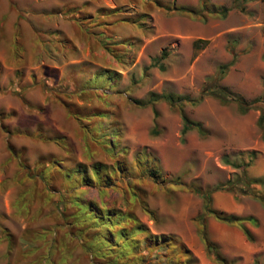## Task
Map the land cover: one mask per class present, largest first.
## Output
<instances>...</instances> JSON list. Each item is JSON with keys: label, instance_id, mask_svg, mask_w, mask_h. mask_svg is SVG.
<instances>
[{"label": "rangeland", "instance_id": "1", "mask_svg": "<svg viewBox=\"0 0 264 264\" xmlns=\"http://www.w3.org/2000/svg\"><path fill=\"white\" fill-rule=\"evenodd\" d=\"M263 57L264 0H0V264H223L202 230L228 264H264ZM149 93L181 97L200 130L182 133L163 99L132 101ZM194 186L245 219H216ZM148 235L190 254L146 248Z\"/></svg>", "mask_w": 264, "mask_h": 264}, {"label": "trees", "instance_id": "2", "mask_svg": "<svg viewBox=\"0 0 264 264\" xmlns=\"http://www.w3.org/2000/svg\"><path fill=\"white\" fill-rule=\"evenodd\" d=\"M205 5H206V3H205V1H203L200 6H201V8H204ZM168 7H169L168 9H171V10H173L175 12H189V13H193V14H196L198 12V11L192 9L191 7H188V6H185V5H181V4L172 3ZM225 11H226L225 7H219L217 10H215V12L219 13L220 15H224ZM212 12H214V11H212ZM198 40L199 39H196V40H194L192 42L193 46H195V44H196V42ZM161 57H162L161 55L157 56V57H152L151 58L152 63L153 64H157L160 61ZM263 59H264V57H263ZM210 94H213L214 96H216L220 100V102H225L227 100L234 101L236 103V106H237V108H238V110L240 112H245L249 108V106L251 104L250 101H247V100L243 99L240 96L234 95L233 93H228L222 87L221 88L220 87L214 88L213 90H211ZM158 99L165 100L171 106V108H174V109L177 108L180 111V116L182 118V128H181V132L182 133H184L185 131H187L191 127H195L198 130H200V126H201L200 123L189 119L181 111V106H182L184 100L181 97L174 95L173 93H165V94L149 93L148 96L145 99H132V101L134 103L138 104V105L145 106L147 104H151L152 105ZM197 100H199V99H197ZM76 115H77V113H76ZM257 125L261 129L262 136L264 137V111L263 110H260V112H259V115L257 117ZM109 145H111V144L109 143ZM153 161L154 162H152V165L145 166V168L143 170L154 181H156L158 179V170H157V167H156V159L153 158ZM137 166L139 167V163L137 164ZM97 169L98 168L96 166L92 165V172L94 174V178L93 179H98V177H99ZM112 170H116V171H118L120 173L129 172L128 169L125 166H122L119 162H115L114 168ZM75 171H77V170H75ZM84 175L85 174L81 175V177H80L81 180H84L83 179ZM109 178H110L109 174L108 175L105 174L102 177L101 182L104 184V186H110L109 185L110 183L108 181ZM90 179L92 180V177H89V180ZM260 180H261L260 178H257V179L252 180V182H258V181L260 182ZM170 182L172 184H177L178 183V181H170ZM228 186H231V185H228ZM247 186H248V184L246 185V187ZM193 189H194L195 192L199 193L201 198L203 199V208H204V210L206 212L212 214L216 219L223 220V221H226V222H238V223L241 220L245 219V218L237 217V216H234V215H231V214H224L221 211H218V210L212 208L210 206L211 191L212 190H203L202 191L198 187H195V186L193 187ZM114 215H117L119 218L122 216V214L119 211H117L116 214H114ZM114 215H112L111 213H105V215H102V216L95 215V217L96 218L98 217L99 220L101 222H103V223L106 221V223H107L106 226L107 227H112L114 224L119 223V220L112 221V219H110L111 216H114ZM247 219H251V217H247ZM132 220L134 221L135 219L132 218ZM122 228L123 227H121L118 230V232H117V236L120 237L121 239L126 237V235H125L124 231L122 230ZM106 230L109 231L110 229L106 228ZM133 230H135V231H143V230H145V227H143V225H140L138 222L134 221ZM243 231L246 234V236H249V233H248L247 229H243ZM201 235H202V239H203L204 245L207 248V250L208 251H212L214 253L215 258L217 260H219L223 264H228L226 262V260L223 257H221L217 251L214 250V245L206 237L205 231L202 230ZM100 239H103L104 241H106L108 243L112 242V241H110L109 238H107V236H105V237L104 236L103 237L100 236ZM114 243L117 245L116 241ZM143 244H144V246H146V248L150 247L152 245V247H153L152 249L153 250L159 249L160 247H162V248L164 247V248L169 250L168 252L170 254H173V255H176L177 251H176L175 248H177V247L180 250L179 253H183L184 256L188 257L189 254H190L187 249H185L180 243H178L176 240H174V238L171 237V236H161V237L158 236V237H156V236L148 235L147 237L143 238ZM87 249L89 250L90 255H92V256H96L97 253H99L98 252V248L93 249V247H91V245H87ZM147 252L148 251L146 249V253ZM173 255H168V256H166V258H171ZM141 261L143 262L142 259H141ZM110 262L115 264V261H110ZM177 262L178 263H182V262H185V260L181 261L180 259H178Z\"/></svg>", "mask_w": 264, "mask_h": 264}]
</instances>
